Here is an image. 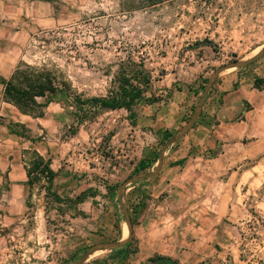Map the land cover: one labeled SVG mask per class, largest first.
Segmentation results:
<instances>
[{"label": "rangeland", "instance_id": "374dc122", "mask_svg": "<svg viewBox=\"0 0 264 264\" xmlns=\"http://www.w3.org/2000/svg\"><path fill=\"white\" fill-rule=\"evenodd\" d=\"M0 2L8 3V17L1 16L2 20L13 19L30 31L17 65L53 72L66 90L53 102L63 105L68 115L67 135L82 123V194H99L96 200L83 199L82 204L76 196L60 195V203L41 180L29 187L24 212L17 217L11 216L5 197H0V264H78L99 244L127 240L124 208L132 222L142 209L141 202L147 208L132 222L129 250H99L83 264H148L153 258H164L157 264H264L263 158L252 187L237 192L230 204L180 207L177 219L149 214L152 200L157 206L168 194L156 197L159 174L128 185L119 199V190L128 180L152 173L156 167L141 173L133 167L130 174L107 177L108 163L117 164L125 154L122 151L133 152L135 170L140 160L152 162L154 153L167 144L161 145L156 133H178L180 119L184 127L190 122L201 86L220 68L250 60L264 49V0ZM243 68L242 72L260 69L264 74V56ZM141 70L151 81L133 115L120 109L100 111L95 117L83 105L87 99L115 92L124 71L142 79ZM253 74L254 84L262 89L264 79ZM84 164L102 167L107 173L94 172L85 181V174L92 173L85 171ZM107 186L116 188L113 197Z\"/></svg>", "mask_w": 264, "mask_h": 264}, {"label": "crops", "instance_id": "0c3cea01", "mask_svg": "<svg viewBox=\"0 0 264 264\" xmlns=\"http://www.w3.org/2000/svg\"><path fill=\"white\" fill-rule=\"evenodd\" d=\"M11 5L13 9L14 4ZM7 15L8 3L0 2V197H5L6 210L11 216L17 217L24 212L29 189L27 172L34 152L51 160L50 167L56 173L51 184L53 192L71 198L82 196V125L75 133L67 135L70 120L64 106L58 102L44 107L41 117H32L20 113L4 100L2 82L8 81L16 70L18 59L22 57L21 48L30 38V31L17 21L2 20L1 16ZM236 69L226 72L211 89L199 124L176 143L175 150L171 152L170 148L165 153L155 194L158 193L157 198L161 193L168 194L157 206L152 200L149 214L153 218L177 219L181 216L176 214L180 207L197 203L230 204L237 192L252 187L251 181L259 172V161L264 159V85L259 89L252 78L256 73L264 79V74L260 69L258 72L252 69V73ZM178 122L181 131L185 122L181 119ZM12 126L23 128L26 137L12 133ZM157 151L160 157L161 149ZM190 151L193 156H189ZM122 152L125 154L119 156L117 164L108 163L111 172L107 177L115 179L119 174H130L133 167L136 171L133 152ZM159 157L150 169L157 168ZM186 157L182 166L173 165ZM97 161L99 163V158ZM83 166L92 173L85 174V181L94 172L107 173L102 167ZM93 195L89 194L84 201L96 200L99 194Z\"/></svg>", "mask_w": 264, "mask_h": 264}, {"label": "trees", "instance_id": "16d2710c", "mask_svg": "<svg viewBox=\"0 0 264 264\" xmlns=\"http://www.w3.org/2000/svg\"><path fill=\"white\" fill-rule=\"evenodd\" d=\"M206 44L212 45L209 41H206ZM141 72L140 77H142V79L140 78V80L132 76L133 74L130 75V71L122 72L118 80L117 90L115 92L111 93L108 97L87 99L86 103L83 105H86V108L91 110V113H93L95 117L100 114V111H115L120 109H125L133 115V108L136 102L142 99L145 90L149 87L151 81V78L145 70H141ZM260 82H263V80H260ZM2 83L4 85V100L16 107L20 113L32 117H41L43 115V108L48 106L50 103H53V99L62 94L61 92L66 91L53 72L46 69H37L29 65L18 66L10 79ZM205 85L201 86L200 92L195 93L198 95L199 100L205 90ZM190 91L192 92L191 89ZM211 93L212 90L209 92L208 97ZM39 99L47 100V102L40 103ZM152 102L154 103L156 101L152 100ZM202 117L203 113L200 115L197 124H199ZM80 125H82L81 122L78 123L77 128ZM10 129L14 134L21 135L23 137L25 136L23 128L17 129L12 126ZM75 131H73V133H75ZM173 136L174 133L168 130H159L157 132V137L159 138V143L161 145L167 143ZM158 157L159 153L157 151L154 153V160L152 162L141 160L137 166L136 172L141 173L150 169V167L157 161ZM185 161L186 159H182L173 165L182 166ZM50 163L51 160H46L38 153L34 152L27 172L29 177L28 185L31 187L34 183L45 180L47 182L46 191L49 194H52L54 200L61 203L62 199L60 196L51 189V184L56 177V173L52 171ZM107 189L111 192V197H113L116 188L107 186ZM88 195L89 192H85L82 196L78 197V201L81 202L83 199L85 200ZM140 207L142 208L141 211L136 214L135 218H132L133 224H135L141 212L147 208V204L141 202ZM129 246L130 244L119 248V250L128 251ZM124 257L126 258L127 256ZM163 259L164 258H153L148 260V264H157ZM160 264L167 263L162 262Z\"/></svg>", "mask_w": 264, "mask_h": 264}, {"label": "water", "instance_id": "95a60500", "mask_svg": "<svg viewBox=\"0 0 264 264\" xmlns=\"http://www.w3.org/2000/svg\"><path fill=\"white\" fill-rule=\"evenodd\" d=\"M262 56H264V49L257 54L255 57H253L250 60L247 61H238V62H234L231 65L225 66L220 68L219 70H217L214 75L210 78V80L208 81L205 90L199 100V104L195 110L194 115L192 116L190 122L181 130L179 131L176 135H174L168 142L167 144L161 149V153H160V157L158 160V165L157 168L154 172L152 173H144V174H139L133 178H131L130 180H128L119 190V199L120 201H122L123 198V193L126 189V187L128 185H132V184H136L138 182H143L147 179H150L152 177H155L156 175H158V173L161 171L163 163H164V158H165V153L167 151V149L169 147H172L173 145H175L176 143H178L181 139H183L194 127L195 123L197 122L198 118L200 117L202 111H203V107H204V103L205 100L207 99L209 92L211 91L213 84L215 83L216 79L224 72L231 70V69H236V68H243L249 64H252L253 62L259 60ZM124 213L126 216V222L128 224V228H129V236L127 238V240L122 241V242H116V243H107V244H99L97 246H95L94 248H92L89 252H87L85 254V256L83 257V259H81V261L78 264H83L84 261L86 259H88L92 254H94V252L99 251V250H104V249H118V248H122L126 245H128L133 237H134V228L131 222V219L128 216V212L127 210L124 208Z\"/></svg>", "mask_w": 264, "mask_h": 264}, {"label": "bare ground", "instance_id": "6f19581e", "mask_svg": "<svg viewBox=\"0 0 264 264\" xmlns=\"http://www.w3.org/2000/svg\"><path fill=\"white\" fill-rule=\"evenodd\" d=\"M91 257V256H90Z\"/></svg>", "mask_w": 264, "mask_h": 264}]
</instances>
